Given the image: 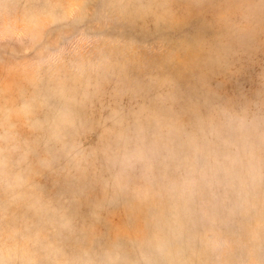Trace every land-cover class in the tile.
Masks as SVG:
<instances>
[{
  "label": "rangeland",
  "instance_id": "1",
  "mask_svg": "<svg viewBox=\"0 0 264 264\" xmlns=\"http://www.w3.org/2000/svg\"><path fill=\"white\" fill-rule=\"evenodd\" d=\"M0 264H264V0H0Z\"/></svg>",
  "mask_w": 264,
  "mask_h": 264
}]
</instances>
